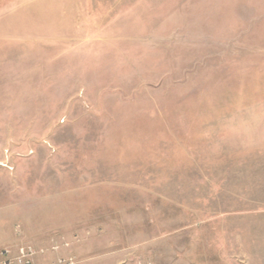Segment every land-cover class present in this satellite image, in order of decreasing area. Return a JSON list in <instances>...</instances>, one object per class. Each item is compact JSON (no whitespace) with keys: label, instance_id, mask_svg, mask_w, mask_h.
<instances>
[{"label":"rangeland","instance_id":"374dc122","mask_svg":"<svg viewBox=\"0 0 264 264\" xmlns=\"http://www.w3.org/2000/svg\"><path fill=\"white\" fill-rule=\"evenodd\" d=\"M0 252L264 264V0H0Z\"/></svg>","mask_w":264,"mask_h":264},{"label":"built area","instance_id":"2783aa9c","mask_svg":"<svg viewBox=\"0 0 264 264\" xmlns=\"http://www.w3.org/2000/svg\"><path fill=\"white\" fill-rule=\"evenodd\" d=\"M31 254L30 248L28 250L21 248L20 254L14 258L9 257L6 251L0 252V264H32Z\"/></svg>","mask_w":264,"mask_h":264},{"label":"crops","instance_id":"0c3cea01","mask_svg":"<svg viewBox=\"0 0 264 264\" xmlns=\"http://www.w3.org/2000/svg\"><path fill=\"white\" fill-rule=\"evenodd\" d=\"M9 221H12V219L10 217L6 218L3 216L2 211H0V225H4L6 226V224H8Z\"/></svg>","mask_w":264,"mask_h":264}]
</instances>
